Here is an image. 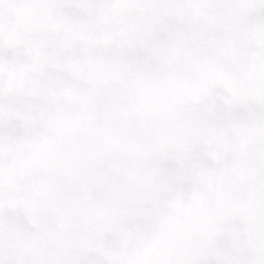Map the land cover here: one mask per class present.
Wrapping results in <instances>:
<instances>
[{"label":"snow or ice","instance_id":"snow-or-ice-1","mask_svg":"<svg viewBox=\"0 0 264 264\" xmlns=\"http://www.w3.org/2000/svg\"><path fill=\"white\" fill-rule=\"evenodd\" d=\"M0 264H264V0H0Z\"/></svg>","mask_w":264,"mask_h":264}]
</instances>
